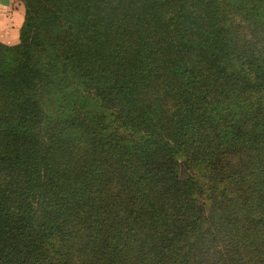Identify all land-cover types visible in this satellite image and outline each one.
<instances>
[{
  "label": "trees",
  "instance_id": "1",
  "mask_svg": "<svg viewBox=\"0 0 264 264\" xmlns=\"http://www.w3.org/2000/svg\"><path fill=\"white\" fill-rule=\"evenodd\" d=\"M20 1L0 264H264V0Z\"/></svg>",
  "mask_w": 264,
  "mask_h": 264
},
{
  "label": "crops",
  "instance_id": "2",
  "mask_svg": "<svg viewBox=\"0 0 264 264\" xmlns=\"http://www.w3.org/2000/svg\"><path fill=\"white\" fill-rule=\"evenodd\" d=\"M17 0H0V41L14 44L19 37V29L23 21V8ZM14 37L11 42L10 38Z\"/></svg>",
  "mask_w": 264,
  "mask_h": 264
},
{
  "label": "rangeland",
  "instance_id": "3",
  "mask_svg": "<svg viewBox=\"0 0 264 264\" xmlns=\"http://www.w3.org/2000/svg\"><path fill=\"white\" fill-rule=\"evenodd\" d=\"M18 2V5H20V6H22V8H23V3L20 1V0H17ZM23 12H24V8H23ZM10 40H11V42H13L15 39H14V37L13 38H10ZM18 40H19V37H18V39L16 40V42L14 43V44H16L17 42H18ZM1 42V41H0ZM1 43H3V42H1ZM3 44H5V45H10V44H6V43H3ZM11 45H13V44H11ZM181 173H182V175H184V174H186L187 172H185L184 170L183 171H181Z\"/></svg>",
  "mask_w": 264,
  "mask_h": 264
}]
</instances>
